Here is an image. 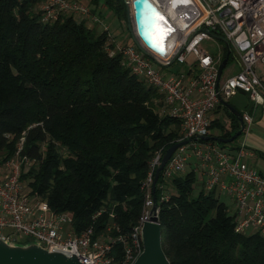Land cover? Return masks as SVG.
Here are the masks:
<instances>
[{"label": "trees", "instance_id": "1", "mask_svg": "<svg viewBox=\"0 0 264 264\" xmlns=\"http://www.w3.org/2000/svg\"><path fill=\"white\" fill-rule=\"evenodd\" d=\"M103 6L126 21L123 0ZM39 7L40 0H0V161L23 138L19 155L32 164H23L20 182L31 195L69 214L75 233H98L112 221L111 235L127 233L143 211L150 161L180 142V121L122 65L118 43L108 29L97 31L99 21L67 13L43 22ZM217 109L229 128L212 119L209 132L228 139L241 131L238 139V118ZM198 176L193 169L169 180L159 173L154 194L169 263L264 264V235L236 233L221 193L207 191Z\"/></svg>", "mask_w": 264, "mask_h": 264}, {"label": "built area", "instance_id": "2", "mask_svg": "<svg viewBox=\"0 0 264 264\" xmlns=\"http://www.w3.org/2000/svg\"><path fill=\"white\" fill-rule=\"evenodd\" d=\"M154 3L170 29L164 53L141 42L147 54L135 46L122 44H118L116 51L121 54L124 67L162 95L167 113L180 121V142L189 140L166 163L163 178L169 180L185 173L193 158L192 169L202 176L204 188L218 190L232 199L235 232L254 231L264 235V173L244 162L250 156L245 143L220 147L201 140L208 136L212 113L221 101L242 92L253 105L264 104V0ZM170 7L178 16L169 14ZM39 9L43 22H53L67 13L99 21L88 6L77 0H40ZM212 35L227 40L237 66L235 73L219 81L222 51L213 56L200 48L203 41L214 40ZM190 55L194 60L188 73L161 71L169 63L187 64ZM242 121L250 124L251 120L243 115ZM22 143L23 138L11 159L0 161V238L18 243L22 239L38 242L48 251L75 257L80 264H134L143 250L141 229L151 217V186L162 152L157 151L150 161L143 182L146 191L143 211L129 232L111 235L116 229L112 221L98 233L93 228L75 233L69 214L52 211L46 201L31 195L20 182L23 164H31L19 155Z\"/></svg>", "mask_w": 264, "mask_h": 264}, {"label": "water", "instance_id": "3", "mask_svg": "<svg viewBox=\"0 0 264 264\" xmlns=\"http://www.w3.org/2000/svg\"><path fill=\"white\" fill-rule=\"evenodd\" d=\"M126 5V22L127 29L131 36V40L134 46L142 53L147 54L141 43L152 50H155L161 54L165 50L158 49L157 45L151 42L150 37L146 28L149 27L148 18L151 14L156 13V5L152 0H128L132 8V16L135 29L133 30L130 23L129 8L126 0H123ZM175 16L178 14L175 12ZM212 37L221 42L226 50V55L218 66V81L221 78L223 69L225 68L229 55L230 47L229 43L224 37L212 35ZM141 42V43H140ZM162 66V65H160ZM221 105L228 107L230 111L238 118L240 125H242V118L240 114L231 106L226 104V102L221 101ZM241 131L234 134L228 139L213 138L215 142L222 144L232 143L239 135ZM210 137L202 138V141H208ZM189 140H184L174 144L172 147L167 149L162 156L159 167L155 170L153 183L151 186L153 207L151 209V217L149 221L145 222L141 229V239L143 250L134 264H170L166 258L162 245H161V229L158 221L157 215V204L155 198V188L159 173L163 170L166 163L169 161L173 153L179 147L186 145ZM0 264H80L75 257H69L65 254L48 251L41 247L38 242H27L18 243L13 241H8L0 238Z\"/></svg>", "mask_w": 264, "mask_h": 264}, {"label": "crops", "instance_id": "4", "mask_svg": "<svg viewBox=\"0 0 264 264\" xmlns=\"http://www.w3.org/2000/svg\"><path fill=\"white\" fill-rule=\"evenodd\" d=\"M89 1L90 0H88V2ZM102 2H103V0H101L99 2L97 7H93L92 5L88 6L89 9L91 11H93L92 13L99 20V23H97V24H99L100 26L96 25L95 27L96 28L100 27L102 29V27H105L107 25L109 35H111V37L115 43L127 45V46H134L133 44H131V45L127 44V43L125 44V43H123L122 40L119 39V37L121 35V30H120L121 27L119 26L120 21L117 20V18L114 16V14L110 10H107L104 8ZM223 47H224V45H223ZM193 60L194 59L192 58V60L189 61V63H188L189 65L186 67L185 73H188L193 68L191 66ZM172 64H174V63H169L166 66H162L161 71L164 73H184V71L180 72V70H177L175 72H171L170 70L165 71V68H170ZM226 66H227V64H226ZM236 68H237V66H236ZM221 76H222V74H221ZM238 94H242V96L245 97L244 101L242 98H240L237 101H235V104L231 103V99L233 97H237ZM226 104H228L229 106L234 108L237 112L239 111L238 113L241 115V118L243 115H247L249 117V119L251 120L250 124L245 123L244 121H242V125H240V123H239V125L242 127L243 133L238 139H235L236 140L235 143L230 144V146H234L238 142H244L246 145V149L250 153V156L246 157L244 162L247 163L250 167H253L254 169L264 173V104L258 105V106L253 105L249 101L248 96L242 92L236 93L228 101H226ZM236 104H240L241 106H243L242 112L237 109ZM220 115H221V118L219 117ZM212 119L218 120V122L224 126L227 125L225 127L226 129L229 128L230 120H229L228 115L225 113V111L223 109H217L216 108L212 113ZM217 136H214V138ZM192 161L193 162L190 165L191 167L195 163L194 159Z\"/></svg>", "mask_w": 264, "mask_h": 264}, {"label": "rangeland", "instance_id": "5", "mask_svg": "<svg viewBox=\"0 0 264 264\" xmlns=\"http://www.w3.org/2000/svg\"><path fill=\"white\" fill-rule=\"evenodd\" d=\"M78 2H80L82 5H84V6H87L88 5V0H78ZM126 2L128 3V8H129V17H130V23H131V27H132V29L134 30V22H133V16H132V8H131V3H130V1H128V0H126ZM103 3V2H102ZM125 7H126V5H125ZM105 8V7H104ZM103 9V8H102ZM106 9V8H105ZM174 14H175V12H174ZM84 19H87V18H84ZM88 20V19H87ZM117 20H119V19H117ZM120 21V23H119V26L121 27L120 28V30H121V35H120V37H119V39L120 40H122L123 41V43H127V44H133V42H132V40H131V36H130V34H129V31H128V29H127V22L126 21H123V20H119ZM100 26V25H99ZM107 26V25H106ZM105 26V27H106ZM103 28V27H102ZM107 29H108V26L106 27ZM97 29V31H99L101 28L100 27H97L96 28ZM105 29V28H104ZM106 30V29H105ZM134 45V44H133ZM223 44L221 43V42H218V41H215V40H210V41H203L202 43H201V45H200V48H202V49H204V50H206L207 52H209L211 55H213V56H217L218 54H219V52H221L222 51V53H221V58H222V60L224 59V50H223ZM192 55H190V56H188V58H187V61H188V63H189V61L190 60H192V57H191ZM235 59L233 58V56H231V58H230V60H229V62H228V64H227V66L224 68V70H223V72H222V76H221V78L223 79V78H225V77H227V76H230L231 74H233V73H235L236 71H237V68H236V64H235V61H234ZM185 64V65H180V64H177V63H174V64H172L171 65V67L170 68H165V71L166 70H170L171 72H175V71H177V70H180V72H182V71H184V73H185V71H186V67L189 65V64ZM258 69H259V71H261L262 69L261 68H259L258 67ZM240 98H242L243 99V101H244V99H245V97H243L242 96V94H238L237 95V97H233L232 99H231V103H234L235 104V101H237L238 99H240ZM236 107H237V109L238 110H240L241 112L243 111V106H241L240 104H236ZM239 112V111H238ZM220 118H221V115L219 116ZM227 126V125H226ZM225 126V127H226ZM217 132V133H216ZM219 133H220V130H218L217 128L216 129H212L210 132H209V134L211 135V136H217V135H219ZM236 141V140H235ZM235 141H233L232 143H229V145L230 144H234L235 143ZM193 160V158L191 159V163L193 162L192 161ZM32 164V163H31ZM30 166V165H29ZM192 167L191 166H186V168H185V170H186V172L187 171H189L190 169H191ZM199 175V174H198ZM199 176H201V175H199ZM199 176H198V181H199V183H201V181H200V179H199ZM203 179V178H202ZM219 200L221 201V202H223L227 207H228V211H229V213H230V215H232L233 214V211H234V209H233V201H232V199L229 197V196H227V195H225V194H223V193H221L220 194V197H219ZM25 242V240H20V243H24Z\"/></svg>", "mask_w": 264, "mask_h": 264}, {"label": "bare ground", "instance_id": "6", "mask_svg": "<svg viewBox=\"0 0 264 264\" xmlns=\"http://www.w3.org/2000/svg\"><path fill=\"white\" fill-rule=\"evenodd\" d=\"M157 3L158 0H153ZM175 2L178 0H174ZM176 7V6H174ZM156 13H153L148 18L149 27L146 28L148 37H150L151 42L157 45L158 49L165 50V42L167 40V37L170 34V29L168 26H165L166 20L164 17L160 14L161 11L156 8ZM160 12V13H159ZM174 13V10H172V7H170L169 14L172 15ZM162 17V19H161ZM135 29V27H134Z\"/></svg>", "mask_w": 264, "mask_h": 264}, {"label": "snow or ice", "instance_id": "7", "mask_svg": "<svg viewBox=\"0 0 264 264\" xmlns=\"http://www.w3.org/2000/svg\"><path fill=\"white\" fill-rule=\"evenodd\" d=\"M161 19H162V17H161Z\"/></svg>", "mask_w": 264, "mask_h": 264}]
</instances>
